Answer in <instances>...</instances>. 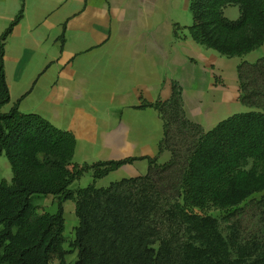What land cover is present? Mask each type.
<instances>
[{
	"label": "trees",
	"instance_id": "trees-1",
	"mask_svg": "<svg viewBox=\"0 0 264 264\" xmlns=\"http://www.w3.org/2000/svg\"><path fill=\"white\" fill-rule=\"evenodd\" d=\"M231 5L240 7L238 19L225 15ZM191 12L192 25H175L177 38L187 29L195 41L227 57L264 45V0H191ZM23 15L24 4L1 35L0 156L8 158L13 177L0 182V264H264V243L242 241L235 231L225 236L210 214L264 191V59L239 65L240 100L250 109L210 130L189 119L178 87L168 101L144 100L139 107L158 109L165 121L160 154L169 143L167 111L195 131V140L185 155L175 151L166 163L148 158L145 175L98 187V179L138 158L77 163L74 133L22 112L18 102L2 111L11 101L6 41ZM90 171L91 184L73 186ZM42 196L54 198L55 212L35 203ZM68 200L79 218L72 263L65 246Z\"/></svg>",
	"mask_w": 264,
	"mask_h": 264
},
{
	"label": "crops",
	"instance_id": "crops-1",
	"mask_svg": "<svg viewBox=\"0 0 264 264\" xmlns=\"http://www.w3.org/2000/svg\"><path fill=\"white\" fill-rule=\"evenodd\" d=\"M23 4L6 41L11 101L2 111L18 102L22 112L74 133L77 163L138 158L98 179V187L145 175L148 158L166 156L165 121L158 109L140 108L144 100L168 101L178 87L187 116L205 130L247 111L239 65L264 59V45L227 57L187 29L177 38L176 24L193 23L191 0H0V46ZM224 13L235 20L241 9L231 5ZM10 169L0 156L2 179H12Z\"/></svg>",
	"mask_w": 264,
	"mask_h": 264
},
{
	"label": "rangeland",
	"instance_id": "rangeland-1",
	"mask_svg": "<svg viewBox=\"0 0 264 264\" xmlns=\"http://www.w3.org/2000/svg\"><path fill=\"white\" fill-rule=\"evenodd\" d=\"M246 108L247 110L250 109L248 106H246ZM166 116L170 124L169 143L166 145L165 151L163 152L166 156L158 160L161 164L173 159V152L175 151L178 152V154L185 155L190 143L195 140L194 136H196L194 135L195 131H189L179 119L176 122L175 117L168 111ZM10 171L12 173L11 169ZM2 174L3 172L0 171V182L3 180L1 178ZM79 181L80 183L77 184L76 187H86L94 181V177L87 172ZM104 186L102 185V187ZM35 203L45 206L50 212H55L57 210V204L54 202L53 197H37L35 198ZM210 214L218 218L225 236H232L235 234V231L236 235H238L242 241H258L264 243V191L253 194L243 204L231 210L214 209L210 211ZM65 218V234L67 239L65 246L67 250H69L67 261L72 263L78 252L73 246V241L75 239L76 227L79 225V218L76 215V204L72 200H68L65 203Z\"/></svg>",
	"mask_w": 264,
	"mask_h": 264
}]
</instances>
